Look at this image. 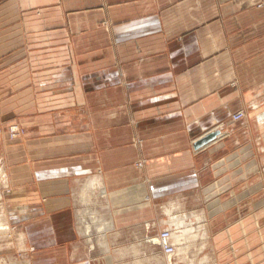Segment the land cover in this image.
Returning <instances> with one entry per match:
<instances>
[{
	"label": "crops",
	"instance_id": "1",
	"mask_svg": "<svg viewBox=\"0 0 264 264\" xmlns=\"http://www.w3.org/2000/svg\"><path fill=\"white\" fill-rule=\"evenodd\" d=\"M30 88L83 123L38 161L88 159L19 168L11 264H173L146 238L178 229L174 264H256L233 240L264 217V0H0V94Z\"/></svg>",
	"mask_w": 264,
	"mask_h": 264
},
{
	"label": "rangeland",
	"instance_id": "2",
	"mask_svg": "<svg viewBox=\"0 0 264 264\" xmlns=\"http://www.w3.org/2000/svg\"><path fill=\"white\" fill-rule=\"evenodd\" d=\"M30 61L27 60L28 63ZM32 77L34 80V75ZM23 92L24 91L11 90L9 96L2 95V93L0 94V215L5 220H7L8 223L9 221L5 214L6 211L4 212V207L2 205L6 201V197L10 196L14 192H18V188H20V185L17 182L19 179L18 172L21 170L19 169L20 167L29 164L33 167L37 164L41 165V163H43V165H45L46 163L51 165H81L86 162V158L88 159V156L84 157L85 155L83 154L68 155L67 153H64L57 154L53 158H49L48 160L38 161V158H36L34 154V142L36 140H41L42 136H50L52 134H56L58 138L65 137V134L68 133V129H66V127H68V125L70 124L71 126L73 125L72 127H74V129H76L74 130L75 136L81 135L83 131L81 128L83 123H67L62 119L60 120L59 118H57L59 115H54L53 117H51V114L59 113L56 109L54 110L55 112H53L50 109L44 108L45 110H38L36 114L33 103L36 96L44 94L43 91L40 90H35L32 88L26 90V92L28 93V95L25 94L27 95L26 99H28L27 102H30V104H27V106L18 105L20 102L24 101V98L20 99V94ZM8 100L11 101L12 105H6V102ZM24 108L27 109V113L23 111ZM29 108H33L34 111H31ZM243 119V113H238L233 116V120L235 122L242 121ZM15 129L17 130L14 131ZM43 130H46V132H44ZM220 137L221 135L219 136V138ZM27 144L29 145L27 146ZM85 220H87V222L89 223L91 222L90 218ZM101 220V218L94 217V226L97 227L99 221ZM106 224H108V222ZM17 225L18 221L16 218H14V227H10V234L2 233L0 234V237L5 242L11 241L14 237L13 233L15 232V228ZM248 226H250L249 233L240 234L235 237V240H233L236 243L238 242V244L243 242V244H245V247H247L248 245L250 247L248 250L242 252L243 254L240 253L238 256H242L249 251L251 259L254 260L256 264H264V217H252ZM203 227L204 231L191 236L192 240L196 242V245H198L200 242L202 244L201 248H197L196 251L194 250L190 254V261H193L192 259H195L194 257L203 258L204 256H207L206 253L208 251L205 250L204 247L209 244L210 234L205 225ZM88 228L91 227L87 225L86 230ZM166 232L169 235L172 234L173 237V244L170 243V245L175 248V253L172 256H168L167 252L165 251L166 248L163 247L159 242H157L159 241V238H161V236ZM174 237H176V239H174ZM146 242L150 245L160 247L162 249L164 257L166 258V261L168 259L169 261H172L173 264L174 259L178 257L184 259L186 257L183 247L185 246V242H187V239L182 236V233L179 231V229L178 232L173 233L169 230L160 233L154 232L151 237L146 238ZM201 254L202 256H200ZM205 257L204 259H206ZM10 258L12 257L10 256L9 251H4L2 249V246H0V264H11L10 262L12 260H10ZM17 258H19V254L17 255Z\"/></svg>",
	"mask_w": 264,
	"mask_h": 264
},
{
	"label": "bare ground",
	"instance_id": "3",
	"mask_svg": "<svg viewBox=\"0 0 264 264\" xmlns=\"http://www.w3.org/2000/svg\"><path fill=\"white\" fill-rule=\"evenodd\" d=\"M17 129H15L14 131H16ZM10 232H11V228H10V226H9V224H8V222H7V220H5L1 215H0V234H5V233H7V234H10ZM174 239H176V237H174ZM157 242H159L163 247H168V248H172V252H170V253H167V255L168 256H172V255H174V253H175V248H173L171 245H170V243L171 244H173V237H172V234L171 235H169L168 234V237H166V238H159V241H157ZM188 249H190L189 247H188ZM187 251V250H186ZM188 252V251H187Z\"/></svg>",
	"mask_w": 264,
	"mask_h": 264
},
{
	"label": "built area",
	"instance_id": "4",
	"mask_svg": "<svg viewBox=\"0 0 264 264\" xmlns=\"http://www.w3.org/2000/svg\"><path fill=\"white\" fill-rule=\"evenodd\" d=\"M162 238H166V237H168V233L166 232V233H164L162 236H161ZM167 253H170V252H172V248H168V247H166V250H165Z\"/></svg>",
	"mask_w": 264,
	"mask_h": 264
}]
</instances>
